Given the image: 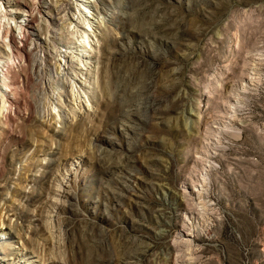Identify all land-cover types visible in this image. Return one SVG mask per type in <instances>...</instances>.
<instances>
[{"label": "rangeland", "instance_id": "obj_1", "mask_svg": "<svg viewBox=\"0 0 264 264\" xmlns=\"http://www.w3.org/2000/svg\"><path fill=\"white\" fill-rule=\"evenodd\" d=\"M91 2L100 40L37 0L7 73L0 264H264V0Z\"/></svg>", "mask_w": 264, "mask_h": 264}, {"label": "bare ground", "instance_id": "obj_2", "mask_svg": "<svg viewBox=\"0 0 264 264\" xmlns=\"http://www.w3.org/2000/svg\"><path fill=\"white\" fill-rule=\"evenodd\" d=\"M77 1L81 2L85 6H89L90 8L94 9L98 15L96 16V18H93V17L89 18L88 16L89 19H87V16H86L84 21L90 26L92 25L94 28L89 29L85 27L83 28L82 26V29L84 30V31L82 30L84 35H88L89 37V32H91V34L95 38L101 39L104 35L103 28H105L106 23H103L102 13H99L97 5H95V3H92L91 0H77ZM2 2L12 5L13 3H19V0H0V5H2ZM36 2L37 0L36 1L35 0H25L24 3L22 2V4L24 5L26 9L25 8L20 9L14 6H11V7L6 6V8L8 9H6L5 11L0 8V15L3 19V22L5 23L3 30L0 29V109H1V112L5 111L7 107H9L10 105L16 102V99L10 90V82H8L7 73L9 69L11 70V68H15L17 56L19 55V53L21 51L25 52L23 48H26L24 47V45H25V42L27 41L26 40L27 37H25L26 35L25 33H27V31H25L23 27L28 30L32 28V14L33 13L31 12H32V8L36 6L35 5ZM68 5L72 7V4L67 3V6ZM103 11L106 12L105 10H102V12ZM109 17L110 16L106 13V17H105L106 20L107 19L109 20ZM74 21H76L75 23L77 27H81V24L77 20L74 19ZM73 40L71 39L69 43H65L61 41L60 44L62 45L64 44L66 46H73L72 50L74 49L75 52L78 53L80 51L81 44ZM83 46L86 49L85 45H82V47ZM5 48L9 50H6ZM32 52H33V48L32 49L29 48V50L26 52L27 57L31 55ZM82 55H84L85 58L92 57V56H87L85 54H82ZM63 57H67V55L64 54ZM66 73H67L66 70H64V73L59 72V70H56V72H54V75L58 78L60 85H63V83L61 82V78H63V76H65Z\"/></svg>", "mask_w": 264, "mask_h": 264}]
</instances>
